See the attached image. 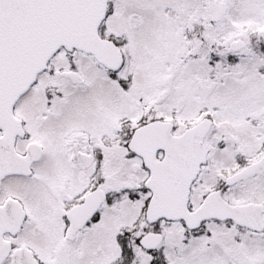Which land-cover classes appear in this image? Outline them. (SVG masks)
Returning a JSON list of instances; mask_svg holds the SVG:
<instances>
[{
	"label": "snow or ice",
	"instance_id": "6c2138e0",
	"mask_svg": "<svg viewBox=\"0 0 264 264\" xmlns=\"http://www.w3.org/2000/svg\"><path fill=\"white\" fill-rule=\"evenodd\" d=\"M0 264H264V0H0Z\"/></svg>",
	"mask_w": 264,
	"mask_h": 264
}]
</instances>
